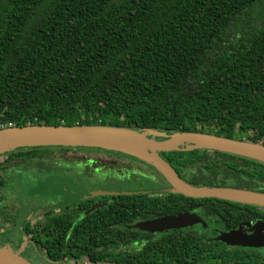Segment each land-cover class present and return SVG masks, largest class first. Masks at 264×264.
I'll list each match as a JSON object with an SVG mask.
<instances>
[{
  "label": "trees",
  "instance_id": "obj_1",
  "mask_svg": "<svg viewBox=\"0 0 264 264\" xmlns=\"http://www.w3.org/2000/svg\"><path fill=\"white\" fill-rule=\"evenodd\" d=\"M0 122L197 131L264 146V0H0ZM51 147H21L3 154ZM59 147L124 155L131 164L138 160L137 165L116 166L130 176L160 174L150 164L118 151ZM207 151L211 150H171L160 155L193 185L253 189L240 179L252 173L253 160L233 163L228 161L230 152L221 157L222 151L213 150L211 155ZM190 171L219 173L221 178L198 180ZM1 173L0 187L6 176L5 170ZM254 179L264 181V164L256 167ZM159 196H115L110 206H127L126 219L112 217L114 225L105 226L108 217L98 218L108 211L103 206L97 215L78 222L83 228L44 230L40 243L52 258L76 251L75 245L93 257V247L102 245V256L114 257L119 264L150 262L154 258L149 250L141 253L140 260L106 253V248L143 236L120 224L133 222L130 212L137 208L149 210L140 211L144 217L162 215L153 210ZM181 196L163 192L162 199ZM116 197L123 200L117 203ZM196 199L215 202L220 212L259 207ZM170 208L162 206V211ZM194 236L200 245L208 242L212 247L217 242ZM168 239V234L160 236V242Z\"/></svg>",
  "mask_w": 264,
  "mask_h": 264
},
{
  "label": "flooded vegetation",
  "instance_id": "obj_2",
  "mask_svg": "<svg viewBox=\"0 0 264 264\" xmlns=\"http://www.w3.org/2000/svg\"><path fill=\"white\" fill-rule=\"evenodd\" d=\"M255 132L257 133V130ZM242 135L246 138V134ZM211 152L214 151H207L209 155ZM221 153L220 156L223 157L225 152ZM232 154L228 161L233 163L242 162L243 158L254 161V164L250 165L252 173L240 179L247 187L264 189V181L254 179L256 167L259 168V164L264 163L244 155ZM104 156L113 158L117 164L107 162ZM120 163L127 166L139 164L138 160L131 164L129 157L124 155L93 151L88 148L69 149L59 146L48 149L25 148L12 153L11 156L0 155V174H3L1 172L4 170L6 172L4 184L0 187V243L8 240L13 242L23 240L25 246L34 245L39 248L50 264H119L114 257L102 256L100 253L103 250L102 245L93 247L91 252L96 253L93 257L85 253V249L75 245L77 253L74 248L68 254L63 253L65 255L60 258H52L40 243L44 238L43 233L83 228L84 226L78 225V222L86 215H97L98 208L103 206H107L108 211L99 213L98 218L105 214L108 218L104 225H114L113 219L122 220L129 216L127 206L111 208L115 196L135 193L92 195L91 191L146 189L150 190L147 194L160 195L154 199V213H162L160 216H164L184 211L197 212L204 223L187 224L163 231L129 227L128 225L138 220L160 217L153 214L144 217L140 211L149 210L144 207L137 208L133 213L130 212L133 222H122L120 226L135 228V231L143 236H136L133 241L110 244L106 248V253L139 258L142 252L149 250L151 257L154 258L150 262L142 260L144 262L134 264H264V246L227 244L216 238L219 231L239 229L249 234L255 231V226L264 228L262 207L223 208L220 212L215 202L197 200L196 197L183 195L184 197L163 200V191L160 189L169 184L160 174L155 177L139 174L147 181V185L143 186L135 183V175L130 176L121 166L116 167ZM243 164L247 166L245 161ZM233 173L237 174L236 171ZM189 174L192 177H199L198 180L221 178L219 173L199 171L194 174L190 171ZM122 200L116 197L115 201L118 203ZM165 205L173 207L170 208V212L162 211V206ZM258 221L260 223H257ZM162 234H168L170 239L166 240L167 242H160ZM194 235H204L207 240H217V242L212 247L208 242L207 245H200V242H194ZM144 236L152 238L153 241L145 242ZM183 236L188 238H180ZM22 256L31 261L28 257Z\"/></svg>",
  "mask_w": 264,
  "mask_h": 264
},
{
  "label": "water",
  "instance_id": "obj_3",
  "mask_svg": "<svg viewBox=\"0 0 264 264\" xmlns=\"http://www.w3.org/2000/svg\"><path fill=\"white\" fill-rule=\"evenodd\" d=\"M158 137H161L158 139ZM222 141L226 147L205 143L204 140ZM0 155L21 147L33 146H93L129 154L144 161L157 170L168 182L163 192L179 193L189 197H213L264 207V192L233 186L193 185L178 175L160 152L171 150L207 149L244 155L264 163V146L257 142L227 138L197 131L165 132L153 128L142 129L97 124L46 125L25 124L0 128ZM131 143L134 149L128 148ZM238 148L256 149L258 155ZM150 190L92 191V195L117 193H148ZM204 223L197 212L184 211L150 219L135 221L129 227L147 231H163L187 224ZM257 223H260L259 221ZM217 239L227 244L264 246V228L256 227L252 233L239 229L219 231ZM0 264H33L20 254V250L9 245H0Z\"/></svg>",
  "mask_w": 264,
  "mask_h": 264
},
{
  "label": "rangeland",
  "instance_id": "obj_4",
  "mask_svg": "<svg viewBox=\"0 0 264 264\" xmlns=\"http://www.w3.org/2000/svg\"><path fill=\"white\" fill-rule=\"evenodd\" d=\"M161 137H158L160 139ZM135 183L142 184L143 186L147 185V181L143 178L142 175H138L134 178ZM100 190V189H96ZM92 192V191H91ZM0 245H9L13 249L20 250V253L26 257H28L31 261L35 262L36 264H50L46 259L44 258L43 252L37 248L36 246H25V242L23 240L20 242H13V241H5L1 242Z\"/></svg>",
  "mask_w": 264,
  "mask_h": 264
},
{
  "label": "bare ground",
  "instance_id": "obj_5",
  "mask_svg": "<svg viewBox=\"0 0 264 264\" xmlns=\"http://www.w3.org/2000/svg\"><path fill=\"white\" fill-rule=\"evenodd\" d=\"M204 141H205V143H209L210 145H213V146H218V147H226L227 146V144L222 142V141H215V140H211V139L204 140ZM1 146H2V142H0V147ZM127 147L131 148L132 150L134 149V146L131 143H129ZM238 149L242 150V151H246L245 149H242V148H238ZM246 152H250L251 154H256L257 150L256 149H249ZM256 155H258V154H256Z\"/></svg>",
  "mask_w": 264,
  "mask_h": 264
},
{
  "label": "built area",
  "instance_id": "obj_6",
  "mask_svg": "<svg viewBox=\"0 0 264 264\" xmlns=\"http://www.w3.org/2000/svg\"><path fill=\"white\" fill-rule=\"evenodd\" d=\"M12 123L11 122H0V128H4V127H7V126H11Z\"/></svg>",
  "mask_w": 264,
  "mask_h": 264
},
{
  "label": "clouds",
  "instance_id": "obj_7",
  "mask_svg": "<svg viewBox=\"0 0 264 264\" xmlns=\"http://www.w3.org/2000/svg\"><path fill=\"white\" fill-rule=\"evenodd\" d=\"M12 126V125H11ZM14 126V125H13ZM205 150H207V149H205Z\"/></svg>",
  "mask_w": 264,
  "mask_h": 264
}]
</instances>
